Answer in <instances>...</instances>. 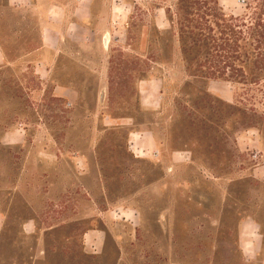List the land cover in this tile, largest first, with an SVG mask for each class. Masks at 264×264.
<instances>
[{"label": "rangeland", "instance_id": "rangeland-1", "mask_svg": "<svg viewBox=\"0 0 264 264\" xmlns=\"http://www.w3.org/2000/svg\"><path fill=\"white\" fill-rule=\"evenodd\" d=\"M0 1V109L23 129L0 144V249L29 220L28 264H264V66L252 47L192 44L195 22L180 41L194 0L83 1L88 18L57 22L43 46L47 7L68 2L69 18L74 0ZM246 3L219 0L236 17ZM251 129L257 150L233 140ZM247 217L257 237L239 248Z\"/></svg>", "mask_w": 264, "mask_h": 264}, {"label": "crops", "instance_id": "crops-1", "mask_svg": "<svg viewBox=\"0 0 264 264\" xmlns=\"http://www.w3.org/2000/svg\"><path fill=\"white\" fill-rule=\"evenodd\" d=\"M6 1V4L7 5H25V2L26 1H30V0H5ZM54 1V0H53ZM70 1V0H68ZM83 1H86L88 4H91L92 1L90 0H74L73 3H74V9L73 11H70L69 14L71 13V15H69L70 17L68 18V10H67V6H68V2L64 3V4H52V5H49L45 11V20L47 21V23L49 22V26L45 29H43V32L41 34V38H43L42 42H43V46H45V43H46V37L47 35H50L52 31V27L56 26L57 22L59 21H67L70 19V22H69V27L72 28L73 26H80L79 25V22L85 20L86 18H88L89 14H90V10L88 9L89 8V5H87V10H86V14L83 13V10L84 8L80 7V5L83 3ZM219 1V0H218ZM1 2V1H0ZM58 3V2H57ZM1 5V4H0ZM222 8V6H221ZM232 15H234L233 13H231ZM69 28V30H70ZM68 32V27H67V31ZM67 34V38H70L71 35H69L68 33ZM107 40V46L104 44V41ZM101 47L103 48V50H106L107 47H108V35L104 36L103 39H102V42H101ZM101 48V49H102ZM2 53L3 51L1 50L0 48V67L2 66L3 64V57H2ZM226 83V82H224ZM216 84L215 82L212 83H209V88H215L217 90V86L214 85ZM212 90V89H211ZM219 92V91H218ZM223 92V95L225 97L224 99V102L226 103H231L233 98H234V92L233 91H222ZM219 96V95H218ZM4 98V95L2 94V81H0V102H2ZM220 98V96H219ZM13 115V112L11 111V115L9 117H6L7 115H4V113L2 112V110L0 109V144H3L2 142H4V140H8V139H11V140H15L17 139L16 136H18V133L20 131H22L23 129H21L19 127L18 124H15V125H12V117ZM5 119V120H4ZM7 119V120H6ZM132 133H130L131 135ZM137 134V133H136ZM141 135L142 137L144 138H151L152 139V133L149 132V131H144V132H141V133H138L137 135ZM129 135V137H130ZM233 140H235V142H239L240 140H247L249 141L250 145L251 146V149H259V137H257V135L255 134V129H251V130H246L245 132H240L239 130H234L233 134ZM2 146V145H0ZM1 148V147H0ZM250 148V147H249ZM157 156V155H156ZM220 192V191H219ZM220 196H225L224 198H227V196H233L234 198L236 199H239L241 198V192L239 191H234L233 192H229L228 194L227 193H224V195H220ZM234 213H238L236 210L233 211ZM233 212H227L226 211V204H225V210H224V213L225 214H232ZM172 221L175 223L176 222V225H177V228H179V224L180 222H183V218H181V213L179 211V207L176 208V212H172ZM160 220L162 219V217L159 218ZM2 226V219L0 217V228ZM19 227H16L15 231H11V244H10V248L11 251L10 253L5 252L4 251V247L5 246V243L2 244V247L0 249V262H3V261H11L12 263H16V264H28V255H27V258L26 257H21V255L19 254V251H18V247L20 246V239L22 240V243L26 241H29L33 238V235L32 233H29V227H30V222L29 220H27L26 222H22L20 225H18ZM257 226V224H255L254 220L252 218H246V219H240L238 224L236 225L235 229L237 230L238 234H237V244L240 248L241 245L245 244V243H251V241L247 240L246 237H251V238H255L257 237V230L255 229ZM28 230V231H27ZM13 232H14V237L17 239L16 240V244H17V252L15 254V251L13 250V246H14V243H15V240H13ZM93 232V231H92ZM91 232V233H92ZM98 233H95L96 235H94V239H98L97 236H98ZM90 233H85L83 235V242H85V237H90L89 235ZM245 237V239H244ZM91 243V242H90ZM8 243L6 242V245ZM85 244V243H84ZM241 250H242V247H241ZM17 255V257H15ZM30 264V263H29Z\"/></svg>", "mask_w": 264, "mask_h": 264}, {"label": "trees", "instance_id": "trees-1", "mask_svg": "<svg viewBox=\"0 0 264 264\" xmlns=\"http://www.w3.org/2000/svg\"><path fill=\"white\" fill-rule=\"evenodd\" d=\"M180 3L176 4V13L186 12ZM191 4L195 8L197 19H183L182 23L179 24L180 41H182L183 28H188L183 26V23L191 24L195 22L196 26L194 29H197V33L187 32L188 36H193L192 38L190 37L192 44L210 40L214 44L212 45L214 50L216 48L219 50L242 49L244 45H248L252 47L257 57H261L258 63L264 66V0H247L245 13L242 17L224 13L218 0H205L201 3L198 0H194ZM164 13L169 14L170 12L164 10ZM215 32H218L221 36H226L225 39H222L224 42L220 45L215 43ZM230 41L231 44L229 43ZM240 44L242 45L240 46ZM181 49L182 52H185L183 43Z\"/></svg>", "mask_w": 264, "mask_h": 264}, {"label": "built area", "instance_id": "built-area-1", "mask_svg": "<svg viewBox=\"0 0 264 264\" xmlns=\"http://www.w3.org/2000/svg\"><path fill=\"white\" fill-rule=\"evenodd\" d=\"M241 1L244 3L245 0H241ZM258 154H259L258 151H255L254 154L252 155L251 159H252L253 161H256L257 158H258Z\"/></svg>", "mask_w": 264, "mask_h": 264}]
</instances>
